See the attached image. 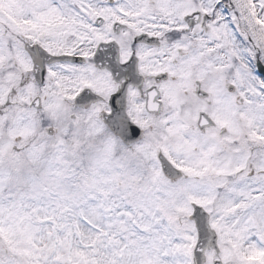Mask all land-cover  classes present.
<instances>
[{
    "label": "snow or ice",
    "instance_id": "6c2138e0",
    "mask_svg": "<svg viewBox=\"0 0 264 264\" xmlns=\"http://www.w3.org/2000/svg\"><path fill=\"white\" fill-rule=\"evenodd\" d=\"M0 264H264V0H0Z\"/></svg>",
    "mask_w": 264,
    "mask_h": 264
}]
</instances>
